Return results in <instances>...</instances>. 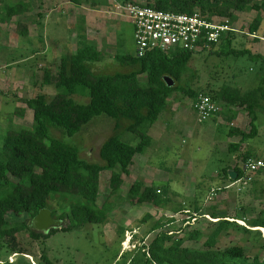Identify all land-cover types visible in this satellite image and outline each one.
<instances>
[{"label":"trees","instance_id":"obj_1","mask_svg":"<svg viewBox=\"0 0 264 264\" xmlns=\"http://www.w3.org/2000/svg\"><path fill=\"white\" fill-rule=\"evenodd\" d=\"M98 1L100 0H69L76 7L88 4L95 8L99 6ZM115 2L120 6L140 3L137 0ZM255 2L256 0H146L143 4L163 12L186 15L198 13L208 20H227L230 27L237 21L238 14L255 9L256 16L249 24L247 33L252 36V42L257 43L259 38L256 33L263 21L261 14L264 12V0L259 5ZM29 10L31 0H0V26L22 17ZM74 28L75 52L60 56L55 62L54 75L48 70L43 74V85L52 86L54 95L51 98L44 94L19 98L20 107L12 115L21 120L27 111H31V126L27 128L14 125L9 120L7 127L1 131L0 255L4 250L7 252L6 243L13 247L17 235L22 232H26L33 241L41 243V240L58 231L69 232L86 225L107 226L111 222L110 213L116 205L112 204V200H128L131 205L167 206L170 203L169 197H176L168 191V186H144L140 179H136L129 187L125 199L121 197V186L123 178L131 175L135 157L143 155L152 145L149 129L166 111L167 99L172 94L190 98L192 109L199 95L209 97L220 107L216 116L221 115L227 123V136L238 138L237 142L228 145L230 154H237L241 145L257 134L254 123L256 112L263 109L264 78L258 81L255 88L246 90L227 84H222L217 90H194L191 83L196 78L197 71L189 67V63L192 56L197 54L179 51L169 54L153 51L141 58L135 55H114L113 60L125 68L126 72L96 73L93 65L103 60V53L88 41L84 18H79ZM13 31L22 38H27L29 34L27 25L19 19ZM233 33L222 37L208 55L219 56L217 47L223 43L228 47L232 46L235 37ZM228 53L236 59L246 57L253 64H258V70L264 71V58L252 54L249 49L234 47ZM140 76H144V80ZM164 77L173 82L171 87L166 85ZM73 96L86 99L87 102L77 103L72 100ZM241 112L249 119L248 131L231 126ZM102 116L113 121V131L99 147V163L84 161L80 158L78 148L51 136L54 132L64 137H74L93 119ZM123 133L133 136L123 141ZM239 157L240 161L232 168L237 180L244 176L242 164L248 159L255 160L251 150L243 152ZM228 169H223V181H228ZM104 171L110 172L109 192L103 202L99 203V180ZM263 171L264 168L258 170L257 174L261 175ZM214 191L219 194L223 190ZM56 195H61V198L58 199ZM54 201L60 204L58 209L53 207ZM42 209H48L55 220L66 219L68 224L60 230H51L46 235L28 230L27 222ZM170 211L174 215L184 212L182 206ZM195 213L202 217L207 215L200 208H195ZM208 216L216 221L210 223L212 231L205 237L200 250L184 247L186 241L201 239L199 232L184 234L185 238L176 239L175 235L183 234L186 228L165 231V227L174 222L172 218L164 223L161 220L155 222L146 233L156 234L144 251L145 257L148 256L145 264H264V257H247L239 246L216 249L222 234L229 230L254 234L260 240L261 248L264 247V240L260 238L261 232L258 231L264 232V210L250 221H246L243 216H235L230 222V218L223 212ZM21 217H25V220L13 222ZM149 219L150 216L145 215L140 222L146 223ZM237 221H246L247 224L242 227ZM183 223H189V220H182ZM118 230L117 234L122 237L124 230ZM12 254L23 255L20 252ZM41 257L45 264H53L45 256Z\"/></svg>","mask_w":264,"mask_h":264},{"label":"rangeland","instance_id":"obj_2","mask_svg":"<svg viewBox=\"0 0 264 264\" xmlns=\"http://www.w3.org/2000/svg\"><path fill=\"white\" fill-rule=\"evenodd\" d=\"M137 1L146 3V0ZM260 2H263V0H256L255 4L259 5ZM98 3L99 6L96 8L83 4L86 8L85 12L90 14L88 29L86 30L88 39L104 56L102 61L93 65V71L103 74L126 72L125 68L113 60V56L127 55L134 57L135 45L131 22L123 13L116 10L115 0H100ZM32 4L35 8L37 1L34 0ZM61 4H67V0H63ZM53 9L55 7L52 4L45 8L46 13ZM81 11L84 12L82 9ZM60 12H65L64 8L58 10L57 15L54 12L49 14V21H46L44 28V37L47 39L45 43L49 44L53 39L59 38V40L70 42L72 46L75 42V28L73 26L69 27L72 32L69 35V28L62 19L65 15L59 14ZM111 12L114 15L110 16L108 14ZM261 15L263 21L256 33L259 38L257 43L252 42V36L247 33L249 24L256 16V10L253 9L248 13L237 15V21L231 26L235 36L232 46L228 47L226 43L218 46L219 56L208 55L209 51L192 56L189 67L197 71L196 78L191 83L192 89L217 90L222 84L238 87L242 90L257 86L258 81L264 78V71L258 70V64H253L246 57L236 59L228 51L234 47L235 49L245 47L252 54L264 58V12ZM18 19L23 22H30L29 36L31 41L28 42H37L38 26L34 14L32 16L26 14L22 18L13 19L1 25L0 42H7L9 45L4 55L8 63L20 60L22 51L31 48L26 44L20 45L22 42H27V39L13 33ZM77 19V17L75 21L72 19L71 23L75 25ZM16 42H19L17 46ZM49 50L50 58H52L49 70L53 73L55 66L53 57L57 56L55 53L60 52H55L52 48ZM42 68L44 67L41 61L36 58L29 62H22L20 65L14 66L9 75L8 73L5 74L3 70L4 73L1 72L0 75V83L10 77L13 72H18L14 77L16 81L24 80L26 76L30 79L31 74H33L35 77H33V82L36 80L35 86H28L30 92L19 90L16 91V93L19 92L18 95H15L30 96L29 93L32 95L39 90V87L36 86L41 85ZM25 69H27V75L22 72ZM140 79L144 80V76H140ZM15 80L10 83L11 90L13 82H16ZM2 88V92H0V142L2 141L1 131L7 127L9 120L13 121L14 125H30L29 117L21 120L14 118L12 113L20 107V104L14 96L10 95L13 90L10 92L7 89V84ZM42 90L46 93L47 98H51L55 93L52 86ZM72 100L82 104L86 102V99L77 96H73ZM166 106L167 112H163L157 121L158 123L154 125L157 135V137H154L155 143L152 141V145L143 155L135 157L138 159L136 162L138 167L134 168L131 176L124 177L125 181L121 186V197L125 199L129 187L133 184L132 182L140 179L145 186H168V191L175 194L176 197H169L170 203L167 206L131 205L128 200L124 202L112 200V204L116 205L110 213L111 222L107 226L86 225L83 228L73 229L69 232L58 231L49 238L41 240V243L33 241L26 232H22L17 235L13 247L6 243L7 252L4 250L1 253L0 264H45L42 255L53 264H56L55 262H58L57 264H145L148 256L145 257L144 251H146V246L156 234L154 232L146 235V233L159 220L163 223L169 219L171 220V218L174 220L172 224L165 227V231L186 228L183 234L177 233L178 235H175L176 239L185 238L184 234L199 232L202 238L195 241H186L184 247L200 250L205 237L212 231L210 223L216 221L208 215L223 212L230 218V222L235 216H243L246 221L256 218L259 212L264 210V177L256 172L252 174V182H249V184L243 187L234 186L224 189L231 181L222 185L221 182L218 183L217 176L227 166L228 157L239 162L240 154L245 151L251 150L255 160L264 163V101L262 102L263 109L256 112L254 123L257 129L256 136L241 145L237 154L228 152L229 144L226 141L229 127L222 117L218 119V122L212 119L204 122L200 121L192 109L190 98L178 94L170 95ZM238 115L236 122L238 127L236 128L248 131V117L243 112ZM160 126L162 128H159ZM112 131L113 121L102 116L93 119L74 137L68 138L54 132L51 133V136L53 139L62 140L78 148L80 158L84 161L99 163V147L112 135ZM132 136V134L123 133L121 139L127 141L126 138ZM237 141L238 138H234V142ZM145 164L148 169L138 175L139 168ZM109 177V171L100 174L99 203L103 202L109 192ZM253 182L256 183L252 185ZM219 189L220 191L223 190L222 194H217L214 191ZM55 197L59 199L61 195ZM178 206H182L184 212L174 215L170 210ZM53 207L58 209L60 204L54 201ZM195 208H200L207 215L200 216L199 213H195ZM241 209L242 211H240ZM145 215L150 216V219L146 223H141L140 221ZM23 220H25V217L14 219L13 222ZM182 220H189V223L182 224ZM246 221H244L245 223L237 221V224L245 227ZM118 228H123L127 232L123 235L122 241L117 234ZM258 231L261 232L260 238L264 240V232L262 230ZM221 238L216 245L218 250L239 246L243 248L247 257L253 258L255 255L264 257V247L261 248L260 240L254 234L247 235L240 231L229 230L224 232ZM12 252H20L23 255L12 254Z\"/></svg>","mask_w":264,"mask_h":264},{"label":"built area","instance_id":"obj_3","mask_svg":"<svg viewBox=\"0 0 264 264\" xmlns=\"http://www.w3.org/2000/svg\"><path fill=\"white\" fill-rule=\"evenodd\" d=\"M116 10L123 13L133 27L135 56L141 58L147 53L159 51L164 54L188 52L191 54L205 53L217 46L222 37L234 30L227 20L207 18L198 13L192 15L163 12L145 4H128ZM193 111L200 121H207L216 116L220 107L209 97L199 95ZM264 168L262 161L248 159L242 164L244 176L232 182L226 188L243 187L252 181V174Z\"/></svg>","mask_w":264,"mask_h":264},{"label":"crops","instance_id":"obj_4","mask_svg":"<svg viewBox=\"0 0 264 264\" xmlns=\"http://www.w3.org/2000/svg\"><path fill=\"white\" fill-rule=\"evenodd\" d=\"M32 2L34 1V0H31ZM37 1V5H36V7L34 8V5L32 4V2H31V10H29L27 13H25L23 16H25L26 14H28V15H36V24H37V26H38V34L36 35V40H37V42H28V41H31V38H30V36H29V34H28V37L26 38L27 39V42H22L20 45H22V44H26V45H29V47H31L29 50H24V51H22V53H21V59L20 60H17V61H13V62H10V63H8V61L7 60H5V58H4V55L6 54V52H7V49H8V47H9V45L7 44V42H0V48H2L1 49V52H0V65H1V67H0V75H1V72L4 70L5 71V74H7L8 73V75L10 74V70H12L13 69V67L14 66H18V65H20L22 62L24 63L25 61H27V62H29V61H32L33 59H38V61H41V63H42V66L44 67V68H42V70H41V73H42V79L40 80V82H41V85H38V86H36V87H39V90H38V92H36L35 94H32L31 95V93H29L30 94V96H27V97H21V96H15V95H18V93L19 92H17L16 93V91H19V90H21L22 92H27V90H28V92H30V89H28V86L29 87H33V86H35L34 84H35V80H34V82H33V77H34V75L33 74H31V76H30V79H28L29 77H25L24 78V80H18V81H16L15 79H14V77H16V74L18 73V72H13L11 75H10V77H7L3 82H1L0 83V92H2V87H4V86H6V84H7V89H9L10 90V92H11V94L10 95H12V96H14V98H16L17 99V101H18V99L19 98H22V99H24V98H31V97H34L35 95H37V94H44V95H46V93L44 92V90H42L43 88H46V87H48V86H46V85H43V74H44V72H45V70H48V71H50V74L51 75H54L55 74V66H54V68H53V73H51V70H49V65H50V60L52 59V58H50V55H49V49L50 48H52V49H54V51L55 52H60V53H55V54H57V56H55V57H53V61H54V65H55V62L60 58V56L61 55H63V53L64 54H71V53H74L75 52V50H76V44H75V42H74V45L72 44V46H71V43L70 42H66V41H63V40H59V38H55V39H53V41L52 42H50L49 44H51V46H49V44H47V43H45L46 42V38L44 37V28H45V23H46V21H49V14H51V12H54V14L55 15H57V11L58 10H60V9H62V8H64V10H65V12H60L59 14H61V15H65V16H63V21L66 23V25L68 26V28L70 27V26H73V28L75 27V25H73V23H71V21H72V19H73V21H75V18L77 17L78 19L79 18H84V21H85V25H86V30L88 29V19H89V17H90V14L89 13H87V12H85L86 11V8L83 6V5H81L80 7H76V6H74L72 3H70L69 2V0H67V4H65V5H62L61 3H62V1L63 0H36ZM49 4H52V5H54V7H55V9H53L52 11H50L49 13H46V10H45V8H48V5ZM42 9H44V10H42ZM81 9L84 11V12H82L81 11ZM42 10V11H41ZM66 12H69V13H66ZM66 13V14H65ZM110 16L111 15H114L112 12L111 13H108ZM76 15H78V16H76ZM116 15V14H115ZM22 16V17H23ZM53 16V15H52ZM22 17H20V18H22ZM14 19H17V18H14ZM77 19V20H78ZM20 21H22V20H20ZM23 22V21H22ZM23 23H25L26 25H27V27H28V31L30 32V22L29 21H27V22H23ZM76 23V22H75ZM111 25H112V27H113V21H112V17H111ZM110 26V25H109ZM42 30V31H41ZM40 31L42 32L41 34H40ZM109 32H110V30H108ZM87 32V31H86ZM70 33H72L71 32V30H70V28H69V35H70ZM88 35V34H87ZM42 37H44L43 39H42ZM30 39V40H29ZM61 39V38H60ZM87 39H88V36H87ZM43 40H44V42H43ZM63 41V42H62ZM88 41H89V39H88ZM48 42V41H47ZM59 42H60V44H59ZM90 42V41H89ZM18 43L19 42H16V46L18 45ZM36 46V47H35ZM19 47V46H18ZM23 47V46H22ZM61 47V48H60ZM15 49H17V47H15ZM99 50V49H98ZM100 51V50H99ZM41 67V65L39 66V68ZM23 72V74L25 75H27V69H25V70H23L22 71ZM2 73H4V72H2ZM38 77V76H37ZM35 78V77H34ZM13 80H15L16 82H13V85H12V90H11V84L10 83H12V81ZM26 82H28L27 83V85H26ZM31 82V83H30ZM36 90V89H35ZM32 91H33V89H32ZM34 92V91H33ZM86 102H87V100H86ZM85 102V103H86ZM239 116V115H238ZM238 116H237V118L232 122V124H231V126H233V127H238L237 126V124H236V122H237V119H238ZM27 117H29L30 118V125H24V127H27V128H29L30 126H31V117H32V112L31 111H27L26 113H25V117H24V119L25 118H27ZM160 117V116H159ZM221 115H218V116H215V117H213V118H211L212 120H214L215 122H218L219 120L218 119H221ZM159 119V118H158ZM222 119H223V117H222ZM158 121V120H157ZM155 122L154 124H153V126L149 129V132H148V134H149V136L151 137V139H152V141H153V143H155V139H154V137H157V135H156V132H155V130H154V125L156 124V123H158V122ZM159 128H162L161 126L159 127ZM161 131H162V129H161ZM227 144H230V143H235L234 142V138H230V137H228L227 138ZM148 155V154H147ZM142 158H144V157H142ZM142 158H140V159H142ZM228 163H227V166L225 167V168H229L228 170H227V172L229 171V170H232V168H233V166L236 164V160H234L233 161V158H230V157H228ZM137 160L138 159H134V161H133V166L131 167V174H132V171L134 170V168L135 167H138L137 165H136V162H137ZM224 168V169H225ZM145 169H148V166L145 164V165H143L142 167H140L139 168V170H140V172L138 173V175L139 174H141V172L142 171H144ZM233 171V170H232ZM223 172V171H222ZM131 176V175H130ZM222 173L221 174H218V176H217V178H218V183H222V185H225L226 184V182H229L230 180H229V178H228V181H223V179H222ZM228 176V175H227ZM261 176H263L264 177V173H262L261 174ZM124 178H123V184H124ZM133 183V182H132ZM232 183V182H231ZM231 183H229V185L231 184ZM145 186V185H144ZM228 186V185H227ZM226 187V186H225ZM210 190V189H209ZM170 193H172V192H170ZM221 194H222V192H221ZM121 229H123V228H121ZM124 230V229H123ZM127 232L124 230V234H126ZM123 234V235H124ZM123 235H122V237H120L121 238V241H122V239H123Z\"/></svg>","mask_w":264,"mask_h":264},{"label":"water","instance_id":"obj_5","mask_svg":"<svg viewBox=\"0 0 264 264\" xmlns=\"http://www.w3.org/2000/svg\"><path fill=\"white\" fill-rule=\"evenodd\" d=\"M164 82L168 87L173 85V82L167 78H163ZM228 178L231 182L236 181L237 175L234 171L229 170L227 172ZM68 224L67 220H55L52 218L51 213L48 209H42L38 214L27 222L28 230L41 233L43 235L48 234L51 230H60Z\"/></svg>","mask_w":264,"mask_h":264}]
</instances>
